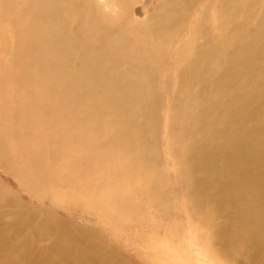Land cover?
<instances>
[{
  "label": "bare ground",
  "instance_id": "6f19581e",
  "mask_svg": "<svg viewBox=\"0 0 264 264\" xmlns=\"http://www.w3.org/2000/svg\"><path fill=\"white\" fill-rule=\"evenodd\" d=\"M28 1L29 7L20 13L22 19L32 24L24 28L22 35L18 33L24 48L17 51L19 90L12 98L14 104L26 102L27 111L17 113L16 117L17 123L31 126L28 127L33 135L25 136L33 141L37 137L32 127L41 129L46 147L52 149L58 143V152L64 155L72 142L78 146V152L92 153L86 164L89 169L94 160L105 169L110 159L101 156L88 142L102 135L90 127L101 121L108 130L116 131L114 143L121 157L132 159L130 170H117L111 178L103 177L102 183L110 180L130 185L128 179L133 177L132 182L142 185L152 178L156 168L164 170L157 160H151L157 164L151 167L140 166L137 159L151 154L153 149L158 151L157 146L148 144V137L158 138L155 128L165 126L166 136L180 156L178 163L187 171L193 213L200 217L208 199L214 202L215 212L228 217L225 222L210 220V249L225 261L264 264V5L261 17L253 11L261 0H252L242 11L244 17L254 21L251 32H245L243 23L230 28L233 49L222 59H215L210 43L191 49L192 60L186 61L185 57L186 67L179 75L185 80L179 84L184 100L179 98L180 93H171L164 119L149 117L153 100L148 93L159 88L157 68H150L156 58L154 53L131 47L129 41L122 39L120 30L102 26L98 21L101 15L94 14L96 6L91 0ZM239 2L217 0V12H222V4L230 5V13L237 20ZM10 3L7 0V5ZM64 15H75L77 25L73 30L63 21ZM222 16H218L215 29L217 41L227 28ZM45 18L49 24L44 30L39 23ZM181 20L170 11L152 26H137L135 31L156 39L166 57L168 45L176 38L166 40L169 44L164 39L180 23L185 24ZM160 23L164 25L161 28ZM96 41L102 43L101 49L94 46ZM211 65H217V72L207 86ZM193 78L197 79V87L191 91L194 96H189L186 91ZM166 86L169 87L168 83ZM177 102L183 103L181 108L176 106ZM179 114L183 116L182 122L172 127L171 118ZM74 124L78 130L70 133ZM230 208L232 213L228 214ZM30 224L22 218L15 222V232L21 233ZM34 232H47L53 238L46 257L31 255L33 242H27L26 251L18 250L12 255L7 251L10 244L0 234V264H108L84 248L62 250L63 236L58 233L56 237L46 224L39 223Z\"/></svg>",
  "mask_w": 264,
  "mask_h": 264
},
{
  "label": "rangeland",
  "instance_id": "374dc122",
  "mask_svg": "<svg viewBox=\"0 0 264 264\" xmlns=\"http://www.w3.org/2000/svg\"><path fill=\"white\" fill-rule=\"evenodd\" d=\"M10 1L7 5V0H0V234H4L3 238L10 244L7 251L12 255L18 250L26 251L27 242H33L31 255L46 257L53 238L47 232L46 235H35L34 229L40 223L46 224L56 237L58 233L63 236L62 250L84 248L102 257L108 264H243L238 259L236 262L225 261L210 249V220L225 222L228 217L215 212L214 202L208 199L204 201L205 209L200 217L193 213L188 197L187 171L178 163L180 156L173 147L174 143L168 140L165 126L155 128L159 132L158 138L148 137V144L157 146L158 151L153 149L151 154H142L137 159L140 166L146 164L151 167L157 166L151 160H157L164 170L156 168L152 178L142 185L132 182L133 177L128 179L130 185L110 180L107 184L102 183L103 177L109 179L117 170H130L129 160L132 159L121 157L114 143L116 131L108 130L101 121L90 127L102 135L88 142L101 156L110 159V163L103 167L105 169L100 168L97 160L91 163L93 167L89 169L86 164L92 153L78 152V146L72 142L66 146L68 153L64 155L58 152V143L52 149L46 147L41 129L32 127L37 139L31 141L26 137L33 135L31 126L25 120V123H17L16 119L17 113L27 111L26 102L14 104L12 98L19 90L20 70L17 66L20 59L17 51L24 48V41L18 36L32 24L22 19L20 12L27 9L30 3L28 0ZM91 1L96 6L93 7L96 9L94 14L101 15L98 21L102 26L120 30L122 39L129 41L131 47L143 53L150 51L156 56L150 68H157L159 88L148 93V98L153 100L150 118L167 117L171 93H180L179 98L184 100L179 84L185 80L179 75L186 67L185 57L186 61L192 60L191 49L210 43V51L219 61L233 49L230 28L236 23H243L245 32L249 33L254 27V21H249L242 14L252 0H240L237 20L230 13V5L222 4V12H217L220 9V4L215 3L217 0ZM263 5L264 0H261L253 9L256 17L263 15ZM36 10L39 9L34 8ZM170 11L175 12L185 24L180 23L174 33H169L164 39L169 44L166 40L176 38L168 45L165 57L156 39L146 37L135 29L137 26H152L155 20ZM218 16L226 19L224 25L227 27L219 41L215 33ZM62 17L72 30L76 27L75 15ZM48 24L45 18L39 26L45 30ZM163 26L158 24L159 28ZM94 46L101 49L102 43L96 41ZM176 46L181 49L177 50ZM214 65L209 68L207 86L217 72V65ZM123 66L127 67L126 64ZM196 80L192 79L186 91L189 96H194L191 91L197 87ZM32 82L37 85V79ZM182 104L177 102L176 106L181 108ZM34 114L37 116L38 113ZM182 117L179 114L171 118L172 127L174 123L182 122ZM76 130L78 128L74 124L70 133H76ZM231 210L227 209V213L231 214ZM22 218H27L31 224L21 233L15 232L14 224Z\"/></svg>",
  "mask_w": 264,
  "mask_h": 264
}]
</instances>
